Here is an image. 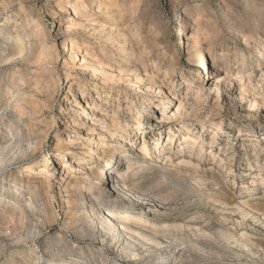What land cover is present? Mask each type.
<instances>
[{
  "label": "rangeland",
  "instance_id": "obj_1",
  "mask_svg": "<svg viewBox=\"0 0 264 264\" xmlns=\"http://www.w3.org/2000/svg\"><path fill=\"white\" fill-rule=\"evenodd\" d=\"M100 1L102 7L110 4L114 12L128 9V14L118 27L112 24V15L100 14L89 20L75 42L81 49L79 58L73 54L78 65L88 52L99 61L106 58L109 62L122 63L120 68L123 69L135 58L128 53L122 54L119 49L125 44L134 46L136 41L133 40L140 36L142 40L154 21L160 25L159 36L164 39H152L146 44L140 41V51L146 49L149 53L153 49L154 54L143 55L145 67L138 72H134L131 66L127 72L124 70L129 72L126 76L119 69L110 68L120 83L118 86L116 81L114 83L111 104L101 105L109 115L117 111L119 95L121 106L125 105L126 97L129 99L126 104L133 105L131 112L121 110L120 122L131 134L127 143L134 146L131 149L126 145L123 152L129 160H134L136 166L128 171L129 160L119 162L114 157L113 165H120L123 180L113 188L107 178L89 177L94 188L85 192L90 194L89 197L78 195V207L72 209L62 205L57 192L58 178L64 176L59 162L65 160L72 165L75 161H82L102 170L106 157L98 154L95 161H91L88 154L60 156L55 141L68 144L63 130L70 122L60 121L59 110L64 100H80V93L70 92L73 82L65 77L71 74L68 70H75L73 62L60 50L65 38L45 41V35L53 34L61 23L66 26L67 22H61L63 19L74 23L76 15L72 7L80 6L82 2L0 0L3 20L0 33L4 22H11L7 31L0 35V264H264V113L259 112L252 119L244 118L246 108L250 107L249 101H264V0ZM85 3L90 8L93 0H85ZM176 6L185 7L194 21L185 22L192 30L184 32L182 40L175 32L180 23L173 13ZM16 15L18 19L15 21ZM24 25V30L33 34L31 46L39 49L47 45L57 52L49 66H42L37 61L27 68L16 56L10 57L4 52V47L12 46L10 36ZM195 41L210 45L213 50L207 54V66L212 67L214 61L217 73L212 75L210 83L222 79V84L216 88L212 86L211 90L208 83L202 94L199 86L203 81L195 79L198 67L188 57ZM158 55H165L167 62L156 64ZM173 59L174 63H171ZM171 67L173 73L167 75ZM75 71L73 75L81 79V87L86 85V100L96 105L94 87L100 79L92 77L90 70ZM144 72L145 79L136 84L137 74L142 76ZM20 74L32 82L43 80L49 85V89H43L42 93L49 94L47 102L51 110L39 105L32 96L34 94L25 96L28 103L26 114L17 112L24 137L19 150L13 151L7 141L9 123L2 121L1 115L5 109H2L3 102L15 100L13 90L16 82H20ZM208 75L204 72L205 78ZM232 80H235L234 85ZM125 82L136 85L126 87ZM160 85L162 87L158 90ZM138 89L145 90V96ZM238 91H245L244 103L240 107L227 102V96ZM167 95L170 96L166 100L169 106L162 108L161 103ZM143 98L146 101H142ZM181 100H189L187 106L180 109L184 115L193 108V113L198 114L187 125L194 131L188 137L199 142L194 152H191L194 144L183 139L184 132L176 120L168 121L160 132H156L160 128L153 131L163 113L173 114ZM216 104L221 105L219 113L211 117ZM137 120L141 124L139 129L135 127ZM83 122L85 126L80 131L69 133L75 143L78 140L75 147L82 154L94 151L82 142L85 130L91 127L86 119ZM73 127L79 128L78 125ZM169 128L176 139L173 151H164L162 146L167 141ZM47 131H50L49 136ZM101 132V129L97 131ZM118 139L120 136L115 134L107 137L106 148H119ZM158 140L159 149L156 146ZM143 143L148 146L146 157L136 151ZM167 146H170L169 142ZM59 158L62 159L59 161ZM47 168L55 173L50 189L45 187L43 190L48 195V202L42 203V198L39 202L43 210L37 214L28 210L23 219L18 212L29 192L24 188L17 196L13 186L22 183L38 185ZM81 176L77 175V178ZM90 203L94 212L88 210ZM84 206L83 211L81 207ZM108 211H129L134 218L133 229L121 233L108 223Z\"/></svg>",
  "mask_w": 264,
  "mask_h": 264
},
{
  "label": "bare ground",
  "instance_id": "obj_2",
  "mask_svg": "<svg viewBox=\"0 0 264 264\" xmlns=\"http://www.w3.org/2000/svg\"><path fill=\"white\" fill-rule=\"evenodd\" d=\"M79 1L82 2L80 6L78 4V5H75L72 7V10L75 11V15H76L75 22L70 23L69 21H67V19L66 20L63 19L61 22H67L66 26H65V24L61 23L60 25H58L57 29H55L53 34L50 33V34L45 35V41L50 40L52 38L58 39L59 37H64L65 39L63 40L62 48H60L63 56L64 57L68 56V60L73 62L75 70H78L80 72H85V71L90 70L92 77H95V79L96 78L100 79L99 84H97L94 87V92L96 94L95 100H97L98 102L96 105H91L89 103V101L86 100V98L88 96L85 92L87 89L86 85L84 84L83 87H81L82 86L81 79L79 77H77V75H73V73H75L76 71L70 69L68 71L71 74H66V76H65L67 80H69L70 82H73V84H71L70 88H69L70 92L75 91L76 93H80V100H77V99L71 100V99L66 98L67 100H64V102H63L64 105L59 110L58 115L60 117V121L70 122L69 124L64 126V130H63V133H65L67 135V140H69L68 144H66V145L62 144L61 143L62 140H56L55 141L56 147L58 148V151H60V156H63V157H65L67 155L82 156V155L88 154L91 161H95L96 155H98V154L101 157H103V156L106 157V164L102 170L100 168H92L90 166H87L82 161H75L72 163V165H69L65 160L60 161V159H62V158H59L60 162H59L58 166L63 171L64 176L62 175L59 178L56 177V178H58L57 192H58V194H60V197L62 198V205H66V206H68V208L70 207L72 209L73 208L76 209L78 207V204H77L78 203L77 202L78 201L77 200L78 195H80V194L86 195V196L88 195V197H89L90 194L89 193L86 194L85 192L91 190V188H94L93 184L90 182L89 177H91V176H93V177L96 176V177H98V179L99 178H107L108 180H110L111 187H113V188L117 187L119 181H122L124 177L120 174V169H119L120 165H118V164L113 165L114 157H117L119 159V162H121L123 159L127 161L129 159L127 158V156H125L126 154H124V152H123L124 147L127 145V146L131 147V149H134V146L131 142L127 143V140L129 139V137H131V134L128 133L129 130L126 128V126H124L120 122L121 110L122 111H129V112H131V110H132L133 105L131 107H129V105L126 104L127 102H129L128 97H126V99L124 101L125 105L121 106V104H120L121 103L120 102L121 95L118 96L117 100H118L119 104L117 107V111L116 110L113 111V115H109L107 110H103L101 107V105L103 103H106L107 105L111 104V99L113 98V94H114L113 93L114 92L113 86H116V85L118 86L120 83V80H118L119 78L117 79L116 76L110 72V68L114 67L116 70L119 69L120 71L125 73V71L127 69L131 68V66H132V67H134L133 71L138 72L141 68L145 67V65H144L145 63L142 62L143 61V55L148 54L149 56H151L154 54L153 49L149 53H146V49L144 51H142V50L140 51V48H141L139 46L140 41H143V42H145L144 44H146L149 40L156 39V38L158 40L159 39L161 40L163 38V37L160 38V36H159L160 25H158L157 22L154 21L150 24L151 26H150V30H149L148 34L142 40H140L142 36L137 38L138 40H136V39L133 40V38H132L133 41H136L135 42L136 44L134 46H130L129 44H125L124 47L119 49V51L122 54L128 53V54H131L132 56H134L133 58H135L133 63H127L126 62L127 63V64L125 63L126 67H124L123 69L120 68V66H122L121 65L122 63L117 64L114 61L109 62L110 60H107L106 58H103L99 61L97 59H94L88 52L84 53L83 58L80 59L81 64L78 65L76 63V61H74L73 54H76V58H79L78 54H79V50H81V49L76 47L75 42H77V39L79 37L78 34L80 33V31H83V29L85 27H87V25L90 23L89 20H92V18H94L96 15H100V14L101 15L102 14L103 15H112V16H114L111 18L112 24H114V26L118 27L122 24V20L125 18L126 14H128V9L127 10L123 9V11L119 10L117 12H114V10L111 8L110 4L108 5L109 7L107 5H104L102 7V3L100 0H93V5L90 8H88L89 6L87 7L85 0H79ZM47 2L51 3L50 0H47ZM76 2H77V0H76ZM121 2H122V0H121ZM124 7H125V5H124ZM58 8H61V7L59 6ZM132 10H133V8H132ZM173 13L175 16H177L180 19V23L178 24L175 32L179 35L180 39L182 40L184 38V35H185L184 32L192 30V28L189 25L188 26L185 25V22H189V21L194 22V21H192L193 19H192L191 14L189 13V11L183 6H176L173 10ZM17 19H18V16L16 15L13 20L16 21ZM116 19H118V21ZM2 22H3L2 15L0 13V25ZM9 24H11V22H4V24L2 25V28H1L2 30H1L0 35H3L7 31L6 29H7V26ZM39 27H40V29H43V26L39 25ZM25 28H26V25L22 26L21 30H18L16 34L10 36L9 42H10V44H12V46H6V47L3 46L4 47L3 50L5 49L4 52H7L8 56H10V55L16 56L17 60H19V62L24 64L27 68L29 67V64H31L32 62H37V61L42 66H45V67L49 66L50 63H52L54 60V57H55L54 53H57V52L54 51L52 48H49V47L47 48V45L42 46L39 49H36V47L31 46L30 41H31V39H33L32 38L33 34L29 35V32H27V30H24ZM119 29H120V27H119ZM123 32H125V34H126V31H123ZM144 44H142V45L144 46ZM5 45H7V44H5ZM158 46L161 47V45H158ZM84 47H85V45H84ZM87 49H89V48L87 47ZM212 52H213V50H212L210 45L200 44L198 41H195L194 42V48L190 51V53L188 55L191 62L195 66H197L198 70H199L197 72L195 79L197 80V82L203 81L201 83V85L199 86L201 94L208 87L207 84L210 83V81L213 79L212 75L217 73L216 65H215L214 61L212 62V67L210 66V64L207 66V54H211ZM262 54H264V51H262ZM2 55H6V54H2ZM164 56H160V55L156 56L155 59L157 61L155 63L156 64L159 63L161 65L166 63L167 60H166V57H164ZM10 57H12V56H10ZM171 63H174V59L171 60ZM256 63H258V61ZM65 64H66V62H65ZM258 66L260 67V65H258ZM132 69H130V70H132ZM204 72L209 73V75H208L209 77L205 78ZM172 73H173V67L168 69L167 75L172 74ZM120 74H121V72H120ZM124 75L129 76V72L125 73ZM145 75H146V72H144V74L142 76L137 74L136 84H140L145 79V77H146ZM18 77H19L20 82L19 81L16 82L17 83L15 86L16 88H15V90H13L14 94H15V98H14L15 100L12 101L11 103H4L3 102V106L1 105L2 109L5 108L3 110L2 115H1V118H2L1 120L7 121L9 123V127H10V130L8 132L9 137H7L8 139L7 138L6 139H7V141H9L10 148L13 151L16 149L19 150L18 147L20 146L22 138L24 137L23 132L20 129L22 123L20 120H18L19 117H17V114H18L17 112H19L22 115L26 114L25 112L27 111V104L28 103L26 101L25 96H31V94H34L32 96L36 101H38L39 105L42 104L43 106H45V109H47V111L51 110V108L49 107L50 103L47 102V100L49 99V96H48L49 94L47 96H45L42 93L43 89H49V85L45 84L43 82V80H36V81L32 82V80H28L27 77H25V75L22 76V74H20V76H18ZM122 77H123V75H122ZM115 81L117 84L115 83ZM213 81H214L213 83L211 82L212 84L210 83V85H211L209 87L210 90H211L212 86H215L214 88H216L222 84V79H216ZM234 83H235V80H232L231 84L234 85ZM124 84L126 87H133V86L135 87V85H136L135 84V85L131 86V83H129V82H125ZM124 84H122V85H124ZM120 86H121V84H120ZM188 86H190V85H188ZM161 87L162 86L160 85L158 87V90L161 89ZM108 89H110V92H106V90H108ZM138 90H139L140 94L145 96V94H146L145 90H142V89H138ZM189 92H190V88L188 89V91L186 93V97L188 96ZM207 93L210 94L211 91L208 90ZM103 94H106V96L104 98L102 97ZM244 94H245V91H238L236 93H232V94L227 96V99H228L227 102L231 105H237V107H240L244 103V99H245L243 96ZM166 98L167 99H165L161 103L162 108H167L169 106V104H168V102H166V100L170 99V96L167 95ZM0 99H2V98H0ZM9 100H10V97H9ZM142 101H146V98H143ZM188 103H189V100H181L179 103V106H178L179 108L173 114L167 115V114L163 113L162 120L159 123L158 122L156 123V126H154L153 131H155L157 128H160V130H156V132H160L161 129L166 124H168V121L176 120L178 122L180 130H182V132H184L185 137L183 139L185 141L190 140V141H192V144H194V146H193L194 148L191 150V152H194V149L197 146V144H199V142H197V140L195 138L188 137V135H190V134L193 135L194 131H193L192 127H188L187 125H188V121L191 119H196L198 117V114L193 113L194 108L189 113H187L186 115H184V113L180 111V109L185 108V106H187ZM248 104H250V107L246 108V110L244 112V118L252 119V117L257 115L259 112L264 113V101L254 99L253 101H249ZM220 107H221L220 104L214 105V108L211 111V117H214V116H216L215 114L219 113L218 111H219ZM145 108L149 109L148 106H146ZM151 109H153L155 111L157 110L154 108H151ZM85 119H86V122L90 123L89 125L91 127H90V129L85 130V135L82 138V142L87 144L88 148L89 147L94 148V151L92 149V151H89L87 153L82 154V153H80L79 148L75 147V144L78 142V140H76V143H75V141L72 139L73 137L69 133L75 132V131L76 132L80 131V129H82L85 126V122H83ZM207 121H208V119H207ZM136 122L137 123L135 124V127H136V129H139V127L141 126L140 121L137 120ZM73 125H78L79 128L74 129ZM99 129L102 130L101 133H97V131ZM168 130H169V133L167 135L168 138H167L166 143H164L165 145L162 146V149L164 151H167V150L173 151V144L175 142L176 136H175V134H173L172 129L169 128ZM46 133H47V136L50 135V131H47ZM114 134L120 136V139L117 140L119 148L109 150L106 148V138L107 137H113ZM215 136H216V134H215ZM122 138H125V139L121 140ZM159 142H160L159 140L156 142L157 143V145H156L157 149H159ZM167 142H169V144H170L169 147L167 146ZM3 146H5V145H3ZM160 148H161V146H160ZM136 151H138L141 155H143L145 157L149 154L148 146L146 145V143H143L142 146L140 147V150H136ZM201 152H203V150H201ZM117 153H119V155ZM98 159L100 161H102L101 158H98ZM135 166L136 165L134 164V160L131 159L128 161L127 170L129 171L132 168H134ZM47 169H49V170H47ZM47 169L43 171L44 176L40 180L38 185H25L22 183V184H20V186H18V184H14V186H13V189H14L17 196H20L19 193H21L22 189L24 190V188H26L29 192L28 198L25 200V204L23 205L22 209H20L18 212L19 215L23 219H24L25 214L27 213L28 210L34 211V212L36 211V214H37V212H41V210H43L42 209L43 206H41V204H40V202H41L40 200H42V198H44L43 199L44 201L42 203L45 204L48 202V199H47L48 195L46 196L45 193L43 192V190L45 187H48L50 189L51 183L53 182L52 179H53L55 173L53 172V170L51 168H47ZM75 170H78L81 173L77 174L75 172ZM31 173H32V171L30 173H28L29 181L32 178ZM77 175L78 176L82 175L81 176L82 178H77ZM76 205H77V207H76ZM85 208H86L85 206L81 207V209L83 211ZM88 210L91 212H94V207H93L92 203H90L88 205ZM40 216H41V214H40ZM106 219L109 220L108 223H110V225H112L113 227H116L121 233L123 231H126L127 229L128 230L133 229L132 223H133L134 218L131 216L129 211H127L125 213H121V212L114 213L112 211H108ZM114 230H115V228H114Z\"/></svg>",
  "mask_w": 264,
  "mask_h": 264
}]
</instances>
